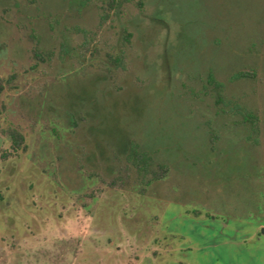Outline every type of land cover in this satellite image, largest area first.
<instances>
[{
  "label": "rangeland",
  "instance_id": "374dc122",
  "mask_svg": "<svg viewBox=\"0 0 264 264\" xmlns=\"http://www.w3.org/2000/svg\"><path fill=\"white\" fill-rule=\"evenodd\" d=\"M109 1L0 0V264H264V0Z\"/></svg>",
  "mask_w": 264,
  "mask_h": 264
},
{
  "label": "trees",
  "instance_id": "16d2710c",
  "mask_svg": "<svg viewBox=\"0 0 264 264\" xmlns=\"http://www.w3.org/2000/svg\"><path fill=\"white\" fill-rule=\"evenodd\" d=\"M114 0H111L108 2V5L113 6ZM130 36V35H128ZM241 75H246L245 72H242ZM10 82L9 79H4L0 76V96L5 88V84ZM216 89L220 90L221 85L219 83L215 82ZM2 112V106L0 105V115ZM245 122H249L250 124H255V122H252L251 120L245 119ZM7 135L11 139L12 147L18 148L21 144L24 143V136L21 132H19L16 129L9 128L6 130ZM126 159L128 162L131 163L132 167L136 169L137 174L142 179V184L145 186H149L151 182L157 179H162L164 177L163 174L157 175L154 173L153 166H154V154L152 151H145L139 149L138 146H136L134 143L130 144V146L127 148L126 152ZM152 175V178L148 179L147 181L144 180V178L148 175Z\"/></svg>",
  "mask_w": 264,
  "mask_h": 264
}]
</instances>
